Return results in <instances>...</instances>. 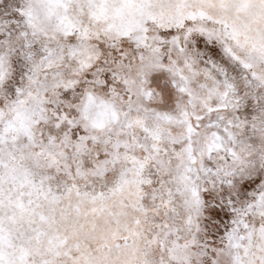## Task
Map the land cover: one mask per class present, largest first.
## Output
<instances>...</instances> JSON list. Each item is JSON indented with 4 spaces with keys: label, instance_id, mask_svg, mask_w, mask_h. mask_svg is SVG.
<instances>
[{
    "label": "snow or ice",
    "instance_id": "obj_1",
    "mask_svg": "<svg viewBox=\"0 0 264 264\" xmlns=\"http://www.w3.org/2000/svg\"><path fill=\"white\" fill-rule=\"evenodd\" d=\"M0 264H264V0H0Z\"/></svg>",
    "mask_w": 264,
    "mask_h": 264
}]
</instances>
